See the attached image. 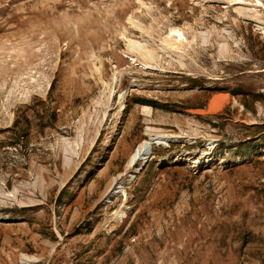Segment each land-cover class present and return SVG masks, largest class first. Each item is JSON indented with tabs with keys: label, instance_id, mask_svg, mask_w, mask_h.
<instances>
[{
	"label": "rangeland",
	"instance_id": "obj_1",
	"mask_svg": "<svg viewBox=\"0 0 264 264\" xmlns=\"http://www.w3.org/2000/svg\"><path fill=\"white\" fill-rule=\"evenodd\" d=\"M0 264H264V0H0Z\"/></svg>",
	"mask_w": 264,
	"mask_h": 264
},
{
	"label": "bare ground",
	"instance_id": "obj_2",
	"mask_svg": "<svg viewBox=\"0 0 264 264\" xmlns=\"http://www.w3.org/2000/svg\"><path fill=\"white\" fill-rule=\"evenodd\" d=\"M175 33L176 34V38L177 41H182V35L179 33L178 30H173L171 32V34ZM130 45L134 48H140V43L139 42H135V41H131ZM226 99V97H217L214 98L211 102L210 105V110L211 111H215L217 109H219V105L221 104V102H223ZM224 103V102H223ZM152 130V129H151ZM148 130L147 131V139L144 140L143 142H141L134 150L133 154L131 155L129 161H128V166H132L134 163H136L137 161H144L145 157L149 155L150 151H151V147L153 144L155 145H162L163 142H165V140L167 139L166 135H155L156 138H152L153 134L152 131ZM154 132V130H153ZM156 132V131H155ZM165 134V133H164Z\"/></svg>",
	"mask_w": 264,
	"mask_h": 264
},
{
	"label": "trees",
	"instance_id": "obj_3",
	"mask_svg": "<svg viewBox=\"0 0 264 264\" xmlns=\"http://www.w3.org/2000/svg\"><path fill=\"white\" fill-rule=\"evenodd\" d=\"M142 103H144V102H142ZM143 169H144V166L139 170V172L141 173L143 171Z\"/></svg>",
	"mask_w": 264,
	"mask_h": 264
}]
</instances>
